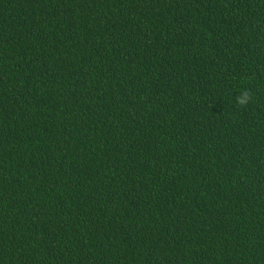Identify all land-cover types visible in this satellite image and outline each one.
I'll return each instance as SVG.
<instances>
[{
	"label": "trees",
	"instance_id": "1",
	"mask_svg": "<svg viewBox=\"0 0 264 264\" xmlns=\"http://www.w3.org/2000/svg\"><path fill=\"white\" fill-rule=\"evenodd\" d=\"M0 264H264V0H0Z\"/></svg>",
	"mask_w": 264,
	"mask_h": 264
},
{
	"label": "clouds",
	"instance_id": "2",
	"mask_svg": "<svg viewBox=\"0 0 264 264\" xmlns=\"http://www.w3.org/2000/svg\"><path fill=\"white\" fill-rule=\"evenodd\" d=\"M253 97V93L251 89H244L240 92L239 95L236 96V104L240 107H245L247 106Z\"/></svg>",
	"mask_w": 264,
	"mask_h": 264
}]
</instances>
